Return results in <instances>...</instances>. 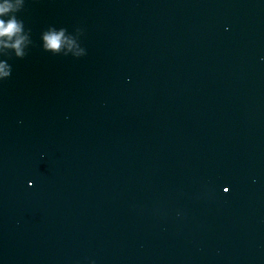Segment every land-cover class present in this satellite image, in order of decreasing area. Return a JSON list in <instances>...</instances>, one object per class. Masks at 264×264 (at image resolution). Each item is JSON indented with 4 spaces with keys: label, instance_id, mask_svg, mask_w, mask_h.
Instances as JSON below:
<instances>
[{
    "label": "water",
    "instance_id": "1",
    "mask_svg": "<svg viewBox=\"0 0 264 264\" xmlns=\"http://www.w3.org/2000/svg\"><path fill=\"white\" fill-rule=\"evenodd\" d=\"M9 16L26 43L0 48V264H264V0Z\"/></svg>",
    "mask_w": 264,
    "mask_h": 264
},
{
    "label": "clouds",
    "instance_id": "2",
    "mask_svg": "<svg viewBox=\"0 0 264 264\" xmlns=\"http://www.w3.org/2000/svg\"><path fill=\"white\" fill-rule=\"evenodd\" d=\"M22 0H0V17L8 14L18 8ZM22 25L15 17L9 16L8 19L0 18V48L13 49L17 56L23 55V47L26 43V37L21 34ZM44 48L56 51L58 47L67 44L72 46V41L63 37L62 32L49 31L43 34ZM7 65L0 62V76L7 75Z\"/></svg>",
    "mask_w": 264,
    "mask_h": 264
},
{
    "label": "snow or ice",
    "instance_id": "3",
    "mask_svg": "<svg viewBox=\"0 0 264 264\" xmlns=\"http://www.w3.org/2000/svg\"><path fill=\"white\" fill-rule=\"evenodd\" d=\"M228 189H225V191H227Z\"/></svg>",
    "mask_w": 264,
    "mask_h": 264
}]
</instances>
